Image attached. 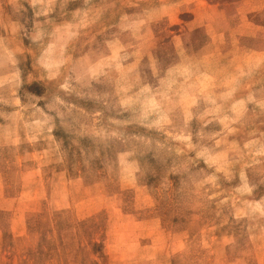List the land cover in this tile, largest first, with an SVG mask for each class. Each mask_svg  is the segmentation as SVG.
I'll return each instance as SVG.
<instances>
[{"label": "rangeland", "instance_id": "374dc122", "mask_svg": "<svg viewBox=\"0 0 264 264\" xmlns=\"http://www.w3.org/2000/svg\"><path fill=\"white\" fill-rule=\"evenodd\" d=\"M0 264H264V0H0Z\"/></svg>", "mask_w": 264, "mask_h": 264}]
</instances>
